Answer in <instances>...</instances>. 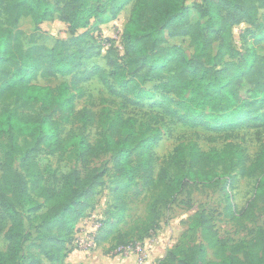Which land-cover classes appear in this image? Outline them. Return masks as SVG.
<instances>
[{"label":"trees","instance_id":"trees-1","mask_svg":"<svg viewBox=\"0 0 264 264\" xmlns=\"http://www.w3.org/2000/svg\"><path fill=\"white\" fill-rule=\"evenodd\" d=\"M129 3L133 7L120 36V52L100 30ZM195 10L198 17L192 23L183 0H0V100L6 102L0 111V141L5 142L0 236L4 234L7 242L0 251V264H40L41 256L50 264H63L72 251L74 229L101 185L103 173L92 169L82 177L74 172L61 175L60 187L50 188L35 159L41 147L52 155L73 154L84 165L103 154L112 155L110 186L116 218L108 219L109 231H103L102 221L98 246L108 243V235L123 222L126 194L137 180L156 191L139 228L142 238L158 231L156 207L174 203L193 187L221 185L225 212L232 221L251 219L259 204L264 207V144L249 161L232 142L208 151L193 141L180 143L155 176L153 150L162 139L161 130L122 111L154 101L162 116L191 129L231 134L264 126V50H258L264 41V0H200ZM22 18H29L36 28L60 20L67 25L69 38L52 46L24 47L18 28ZM237 24L254 25V30H245L251 43L242 54L232 41ZM181 37L190 39L192 58L179 46L164 45L167 39ZM94 56L107 61L108 72L98 65L84 68ZM37 75L70 77V82L40 86L32 83ZM94 77L120 99L117 110L102 108L98 114L75 110V100L83 96L81 85ZM147 83L156 85L148 89ZM70 123L82 128L96 123L97 138L91 143L81 133L62 137L61 125ZM232 173L256 178L253 196L241 211L232 205L227 191ZM42 206L47 211L38 217ZM25 215L39 219L35 240L28 247ZM189 229H200L213 261L205 260L202 245L183 242L167 250L158 264H173L176 256L177 264H264V229L256 233L259 243L221 240L203 215ZM128 244L134 243L113 247Z\"/></svg>","mask_w":264,"mask_h":264},{"label":"rangeland","instance_id":"rangeland-1","mask_svg":"<svg viewBox=\"0 0 264 264\" xmlns=\"http://www.w3.org/2000/svg\"><path fill=\"white\" fill-rule=\"evenodd\" d=\"M200 0H183V4L189 8L190 22L197 21V12L195 10L196 4ZM133 3L126 5L119 13L118 18L106 24L101 28V36L103 38H114L118 32L127 23ZM263 14L262 11L258 14V21ZM41 24L39 28L34 27L29 18H22L18 23V28L23 32L22 43L24 47L32 43L52 46L55 41L67 40L69 38L67 33V25L58 20L51 24ZM254 30L253 24H237L234 25L231 31L232 41L235 47L241 52L246 49L247 45L251 43L249 35L245 30ZM96 34V32L94 33ZM246 37V43H242V38ZM89 41V40H88ZM90 43V42H89ZM165 46H179L184 50L188 58L193 57V45L188 37L167 39ZM264 50V41L261 48ZM98 65L105 72L109 71L107 61L102 56H94L89 61L84 63V68H91ZM62 82H70V77H54L44 79L37 75L32 83L40 86L56 87ZM156 83H147L146 88L152 89ZM83 89V96L75 100V110L78 112L82 109H87L94 114H98L102 108H110L111 111L119 108L120 99L110 94L101 82L94 77L89 82L81 85ZM155 100H158L156 98ZM6 102L0 100V111L5 108ZM125 116H133L142 122H150L153 126L158 127L162 132V139L154 148V173L155 176L163 166L164 160L172 153L173 149L180 143H187L190 141L196 142L203 150L208 151L211 148L220 149L225 144L232 142L239 145L252 161L259 151L262 144H264V126L254 129L246 128L234 131L231 134L219 133L215 134L202 129H191L162 116L157 107L154 106V101H145L143 106L127 109H122ZM62 137H67L70 133H81L93 143L97 138L96 123L91 124L85 128L81 127L80 123L62 124ZM23 144L21 140L19 142ZM4 141H0V167L3 162ZM35 159L43 172V176L50 188L60 187V176L69 173H76L80 177L84 176L87 170L98 169L103 173L101 185L96 189L93 201L84 213L87 216H96L101 218L104 226L103 231H109L107 221L113 217L114 203L112 201L111 193V178L113 175V157L111 154H103L88 165H84L73 154L68 152L63 155H52L43 147L39 148ZM14 168L18 169V161H15ZM233 181L231 186L227 188L230 202L235 206L237 211H241L248 200L253 196L254 186L256 182L255 177L241 178L232 173ZM189 193H184L177 197L172 204H163L156 207V218L158 231L151 236L145 238L139 234V228L142 227L146 221L149 211L148 206L152 202L156 191L142 187L140 180L136 181L134 187L126 194V211L124 213L123 222L118 224L113 231L108 235V247L110 252L114 244L123 243H138L140 238L144 241L159 240L165 243V248L171 251L176 244L183 242H191L195 245H202L204 249V258L207 262L213 261V251L206 243L201 240L200 229H189V226L196 219L197 216L203 215L213 226L215 235L229 243L238 242H252L256 240L259 243L256 233L259 229H264V207L259 204L254 210V215L251 219L241 218L232 221L228 218L225 212V197L221 191V185L213 188L193 187ZM42 204V201H39ZM47 208L42 206L37 213L38 217L46 213ZM85 217L82 219L84 220ZM115 220V219H114ZM39 219L27 217L25 215L26 234L28 235V242L26 247L30 246L37 234V224ZM4 234L0 236V251H4L7 242L4 239ZM31 252L34 249H30ZM173 264H177L179 257L176 256ZM40 264H50L49 261L41 256ZM167 264H171L170 262Z\"/></svg>","mask_w":264,"mask_h":264},{"label":"built area","instance_id":"built-area-1","mask_svg":"<svg viewBox=\"0 0 264 264\" xmlns=\"http://www.w3.org/2000/svg\"><path fill=\"white\" fill-rule=\"evenodd\" d=\"M123 28L118 32V35L111 38L115 41V46L118 51L122 52V47L120 45V36ZM103 38V37H102ZM108 46H104L106 49ZM102 226V219L96 216H87L83 222L76 225L72 240L70 244V249L73 251L81 252L82 254L89 256L99 249L96 243V236L98 231ZM148 241L138 242L134 244H128L125 246H118L113 248L109 252L110 257H120L127 258L133 256L138 264H145L149 262L148 258ZM159 262H150L149 264H158Z\"/></svg>","mask_w":264,"mask_h":264},{"label":"crops","instance_id":"crops-1","mask_svg":"<svg viewBox=\"0 0 264 264\" xmlns=\"http://www.w3.org/2000/svg\"><path fill=\"white\" fill-rule=\"evenodd\" d=\"M57 21L58 20L44 22L43 25H48ZM82 222L83 220L81 219L77 225ZM105 245L99 246V249L89 256L72 250L65 258L63 264H138L133 256L127 258L110 257L108 247ZM166 251L167 249L165 248L164 242L159 240H150L147 249L149 262L145 264H149L152 261L159 262L165 257Z\"/></svg>","mask_w":264,"mask_h":264}]
</instances>
